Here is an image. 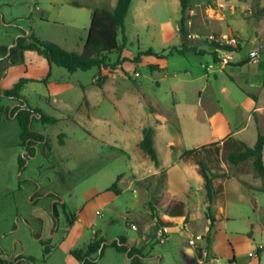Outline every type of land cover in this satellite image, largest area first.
<instances>
[{
    "label": "rangeland",
    "instance_id": "obj_1",
    "mask_svg": "<svg viewBox=\"0 0 264 264\" xmlns=\"http://www.w3.org/2000/svg\"><path fill=\"white\" fill-rule=\"evenodd\" d=\"M72 1L81 5H73ZM114 3L0 0V46L10 47L25 30L39 40L79 51L92 8H111ZM262 8L264 0H192L188 34L182 37L176 28L180 17L178 0H134L125 18L128 40L123 43L119 35L122 49L109 56L112 63L121 60L124 68L122 64L104 68L96 73L91 84L83 87V92L73 86L60 100L52 90L48 95L43 83L28 84L24 91L28 103L58 121L33 123L34 129L47 135L49 149L25 158L21 168L18 160L24 150L19 145V125L16 119L0 112V258L5 264H68L71 250L86 249L98 237L113 240L114 236L127 237L133 246L147 243L144 253L149 258L145 264H168L177 259V240L186 236V231L204 234L205 239L211 237L203 229L206 218L199 195L183 196L187 208L193 205L192 213L176 225L186 230L184 235L174 227L164 241L155 237L157 221L161 217L164 222L166 218L163 210L153 213L148 203L165 202L161 194L162 177L150 175L154 163L138 146L142 129L149 126L152 106L148 97L157 98L164 107H169L173 86L179 87L187 103H196L197 91H201L204 100L215 94L231 120L247 123V114L229 113L223 88L240 105L248 100L245 90L250 91L257 101L253 119L264 130ZM222 36H232L237 41L235 51L216 49L220 59L229 56L226 64L222 59L213 62L211 56L214 51L211 37ZM185 39L206 53L189 52L186 56L168 53L169 48L179 46ZM150 48L158 57L142 56L140 63L134 61L139 52ZM5 65L6 60L0 63V68ZM150 65L157 69L152 70ZM92 74L93 71H78L72 79L87 83ZM53 76L59 79L68 76V72L55 67ZM48 78L42 82L47 83ZM250 80L257 86L250 87ZM206 81L213 84V89L204 87ZM53 95L58 97L57 102L53 101ZM0 106L12 107L13 102L2 99ZM226 155H220L219 161L232 167ZM51 192L57 196H48ZM263 201L264 193L259 196V202ZM54 202L58 222L50 228L48 217ZM70 217L73 225L68 226ZM132 224L137 229H132ZM56 232L59 233L54 235ZM256 239L259 241L260 236ZM41 242L48 246V254ZM188 247L195 251L189 244ZM108 248L112 247L106 248L107 254L113 252ZM103 260L98 264H109L106 258Z\"/></svg>",
    "mask_w": 264,
    "mask_h": 264
},
{
    "label": "crops",
    "instance_id": "obj_2",
    "mask_svg": "<svg viewBox=\"0 0 264 264\" xmlns=\"http://www.w3.org/2000/svg\"><path fill=\"white\" fill-rule=\"evenodd\" d=\"M90 1L116 2V0ZM114 5L115 3L111 8H107L113 9ZM177 20L179 21V18ZM177 26L178 23L176 28ZM82 45L83 43L79 47V51H81ZM25 55L26 59L23 64L8 67L0 79V86L3 88H10L19 78L30 79L21 90V94L25 97L27 96L24 93L25 88L30 83H43L48 95L52 94V90L58 97L67 94V91L73 86L78 87L83 92V87L86 84H91L96 73L99 72L97 68L89 70L93 71V74L92 79L87 83L79 79H72L78 71L68 73V76L57 79L53 76L57 66H49L47 60L35 52L27 51ZM35 67H40V70ZM122 67L124 68V63ZM102 70L104 68L100 69V71ZM46 77H49L47 83L42 82ZM248 84L250 87L257 86L251 80ZM207 86L213 89V84L210 81L205 82L204 87ZM170 91L172 101L169 107H164L161 100L157 98L148 97L152 106L149 113V126L154 130L153 143L158 158V164H153L150 175L153 177L163 175L161 194H168L169 197L178 195L184 204L185 215H187L192 213L193 205L187 208L183 196L192 198L199 195L204 207L205 189L199 166L192 157H184L183 153L188 149L199 148L215 142V146H221L223 141L228 138L252 146L255 143L257 132H264V130L253 119L252 112L256 109L257 101L251 96L244 101L243 105H240L234 102L227 90L223 88L224 100L229 104V113L240 114L242 112L247 114L249 119L247 123H237L231 120L215 94L204 100L201 97V91H197L196 103H187L185 97L179 93V87L173 86ZM245 92L252 93L246 90ZM58 97L53 95V101L57 102ZM246 162L247 169L249 167L248 171L244 169ZM212 171L217 174H224V176H218L214 180L216 195L211 203V214L214 216L215 222L210 227L209 221L206 219L203 226V229L211 235L209 250L220 258L221 264H228L231 259H233L234 264H264V201L259 202V196L263 197L264 192L261 190V180L253 169L252 161L247 160L229 167L218 160L216 164L212 165ZM174 227L181 230V236L184 235L182 233H185V229L182 230L179 226H173L170 227V230ZM59 232L54 233V235ZM186 232L187 234L193 233ZM144 233L147 239V233ZM186 236L184 235L183 238L177 240L179 242L177 246L178 257L168 264H197L196 252H193L188 246L184 248L187 239H183ZM257 236H260L259 241L256 239ZM118 237L112 238L115 240ZM125 238L127 243L131 245L127 237ZM135 246H143V253L148 247L147 243ZM257 248H261L260 251H257ZM108 249L113 252L107 254L105 249L98 263L103 262V258H106L109 264H130V258L126 254L120 253L114 248ZM145 254L142 258V264H145L149 258ZM152 259L155 260L157 257H152ZM160 259H163V255L160 256ZM67 260L68 264H78V261L70 253Z\"/></svg>",
    "mask_w": 264,
    "mask_h": 264
},
{
    "label": "trees",
    "instance_id": "obj_3",
    "mask_svg": "<svg viewBox=\"0 0 264 264\" xmlns=\"http://www.w3.org/2000/svg\"><path fill=\"white\" fill-rule=\"evenodd\" d=\"M179 1V21L178 30L182 37L188 34L187 22L190 20V5L192 0H178ZM133 0H116L113 9H109L105 6H97L91 10L90 23L86 31V36L82 45L81 51H68L48 40H39L33 35H29L25 30L22 31L13 41L14 45L0 46V56H5L7 53L6 65L0 68L1 75L7 70L8 67L23 64L26 59L25 53L27 51L35 52L38 56L44 57L49 66L55 65L65 69L68 73H74L76 71H89L93 68H97L99 71L101 68L111 67L122 64L121 60H116L112 63L110 55L121 51L122 46L118 43V37L121 35L123 43L127 42V35L125 34V18L129 12L130 6ZM73 5L80 6L81 4L72 1ZM264 13V8L260 10ZM214 45V51L212 52L213 62H218L220 58L216 52L217 48H221L228 51H235L232 46H219L218 43L212 42ZM194 53L196 55H203L206 53L204 50H200L194 43H190L187 39L182 41L179 46H172L169 48V54L176 53L181 56H186L187 53ZM142 56H156L157 53L151 48L139 52L134 61L141 62ZM1 63V61H0ZM152 70L157 69V66L150 65ZM30 79L19 78L10 88H3L0 86V102L2 99H7L13 102V106L2 108L0 106V112L7 113L10 117L16 119L20 132H19V145L23 148V157L18 160L19 166L22 168L25 165V158H31L38 153L39 150L45 151L49 149V139L47 135L39 130L33 128L35 121H40L45 124H54L58 120L55 117L48 116L38 108L32 107L26 97L21 94L23 86L29 82ZM248 94V93H247ZM254 100L255 97L252 94H248ZM154 130L152 127H144L142 129V138L138 143L141 151L152 160L154 165L158 164L157 151L153 143ZM60 144H63L60 139ZM215 143L200 146L199 148L188 149L183 153L184 157H192L196 164L199 166L200 174L204 180L205 200L204 211L205 218L209 221V226L212 227L215 222L214 216L211 214V203L216 195V189L214 180L218 176H224V174H217L212 171V165L216 164L219 160V155L226 153L227 160L232 165H237L240 162L246 160L252 161V166L261 180V190L264 192V132H257L255 143L252 146L246 145L239 140H233L228 138L223 141L221 146H215ZM221 151V152H220ZM213 159V160H212ZM161 182H163V175ZM115 186V183L111 186V189ZM48 196H57L56 193L51 192ZM33 196L32 198H34ZM162 203L160 200L157 202H149L148 206L153 211L157 209L163 210V215L166 220L163 222L160 217L157 221L158 227L160 226H176L177 223L186 218L184 204L180 200L178 195L169 197L168 194H163ZM165 206V207H164ZM73 219L68 218V226L73 225ZM168 236V235H167ZM207 245L209 246L211 238L208 237ZM185 242V241H184ZM45 245L44 252L49 253V248L45 242H41ZM186 247L188 243H186ZM107 247H112L120 253L126 254L130 258V264H142V258L144 256V247L131 246L127 243L124 236H119L118 240H105L102 237L95 238L86 247V249H73L70 254L78 261V264H98L99 259L103 256L104 250ZM261 248H257L260 251ZM0 264H5L4 260L0 258ZM228 264H234L231 259Z\"/></svg>",
    "mask_w": 264,
    "mask_h": 264
},
{
    "label": "built area",
    "instance_id": "obj_4",
    "mask_svg": "<svg viewBox=\"0 0 264 264\" xmlns=\"http://www.w3.org/2000/svg\"><path fill=\"white\" fill-rule=\"evenodd\" d=\"M211 40L218 43L219 46H232L236 47V39L234 37H228V36H222L220 37H211ZM222 49V47L220 48ZM224 50V49H223ZM222 63L226 64L228 61L229 56H221ZM211 66L207 67V70H210ZM136 76H138V72L135 73ZM132 229H136V225H131ZM170 227L169 226H160L157 228L155 232V237L159 241H164V239L169 234ZM187 242L190 246H192L195 249L196 252V262L197 264H221L220 258L213 254L209 250V246L207 245V239H205L204 234H196V233H188L186 236ZM250 255H252L250 253Z\"/></svg>",
    "mask_w": 264,
    "mask_h": 264
},
{
    "label": "flooded vegetation",
    "instance_id": "obj_5",
    "mask_svg": "<svg viewBox=\"0 0 264 264\" xmlns=\"http://www.w3.org/2000/svg\"><path fill=\"white\" fill-rule=\"evenodd\" d=\"M9 53H7L5 56H0V61H4V60H7V55ZM60 201V200H58ZM56 202H54L51 206V213H50V217H48V220H49V225H50V228L51 226L53 225V223H57L58 222V213L56 211Z\"/></svg>",
    "mask_w": 264,
    "mask_h": 264
},
{
    "label": "water",
    "instance_id": "obj_6",
    "mask_svg": "<svg viewBox=\"0 0 264 264\" xmlns=\"http://www.w3.org/2000/svg\"><path fill=\"white\" fill-rule=\"evenodd\" d=\"M12 45H14V43H13ZM12 45H11V46H12ZM252 55H253V54H252ZM115 240H118V238H115ZM111 241H112V240H111Z\"/></svg>",
    "mask_w": 264,
    "mask_h": 264
}]
</instances>
